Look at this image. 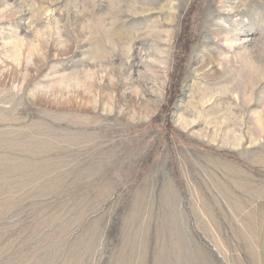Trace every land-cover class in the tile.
Returning a JSON list of instances; mask_svg holds the SVG:
<instances>
[{"label":"rangeland","instance_id":"374dc122","mask_svg":"<svg viewBox=\"0 0 264 264\" xmlns=\"http://www.w3.org/2000/svg\"><path fill=\"white\" fill-rule=\"evenodd\" d=\"M263 206L264 0H0V264H260Z\"/></svg>","mask_w":264,"mask_h":264},{"label":"crops","instance_id":"0c3cea01","mask_svg":"<svg viewBox=\"0 0 264 264\" xmlns=\"http://www.w3.org/2000/svg\"><path fill=\"white\" fill-rule=\"evenodd\" d=\"M257 221H258V237H257L256 256H258L259 263L264 264V208L260 209Z\"/></svg>","mask_w":264,"mask_h":264},{"label":"trees","instance_id":"16d2710c","mask_svg":"<svg viewBox=\"0 0 264 264\" xmlns=\"http://www.w3.org/2000/svg\"><path fill=\"white\" fill-rule=\"evenodd\" d=\"M188 35H189V29L186 27L184 29V34L182 35L183 39L185 40Z\"/></svg>","mask_w":264,"mask_h":264}]
</instances>
